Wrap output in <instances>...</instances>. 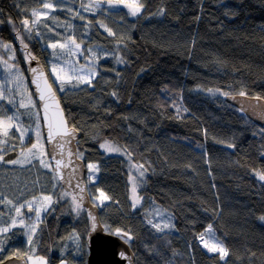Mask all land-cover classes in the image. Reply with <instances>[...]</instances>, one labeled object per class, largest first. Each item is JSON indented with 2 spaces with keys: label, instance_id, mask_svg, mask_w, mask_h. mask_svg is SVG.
I'll use <instances>...</instances> for the list:
<instances>
[{
  "label": "trees",
  "instance_id": "1",
  "mask_svg": "<svg viewBox=\"0 0 264 264\" xmlns=\"http://www.w3.org/2000/svg\"><path fill=\"white\" fill-rule=\"evenodd\" d=\"M140 1L127 35L96 27L87 40L113 51L97 65L93 87L60 93L49 50L33 35L25 45L26 57L44 63L69 123L81 132L79 155L99 163L91 188L108 198L99 206L102 222L128 233L135 264H264V181L256 176L264 173V127L224 99L230 92L264 98V0ZM22 2L0 0V39L15 40L12 25L30 17ZM16 54L25 67L26 57ZM104 139L126 148L147 172L135 208L124 159L104 154ZM155 205L170 220L150 219ZM74 216L54 218L59 227L50 218L33 253L48 259L56 251L52 264H86L88 218ZM69 221L81 231L77 253L67 250L69 240L64 244ZM202 235L228 255L221 260L209 251Z\"/></svg>",
  "mask_w": 264,
  "mask_h": 264
},
{
  "label": "rangeland",
  "instance_id": "2",
  "mask_svg": "<svg viewBox=\"0 0 264 264\" xmlns=\"http://www.w3.org/2000/svg\"><path fill=\"white\" fill-rule=\"evenodd\" d=\"M140 2L109 0L103 7L91 4L90 0H24L19 4L20 8L26 4L30 5L26 10L23 8V12L26 11L30 17L25 16L21 20H28V25H12L15 40L8 42L0 39V122L10 125L9 134L5 136L3 124H0V155L4 156L12 150L19 152L13 159L0 161V194L5 199V202L0 204V229H9L7 233L0 231V258L9 253L19 254L26 249L29 250L26 256L29 264H40L42 256L33 253V245L48 228L49 219L59 227L60 223H56L55 219L63 217L64 212L74 214L77 219L87 215L74 196L65 191L58 182L48 158L38 104L29 86L26 69L18 60L16 52L22 56L21 59H25L28 55L25 48L28 36H36L43 43V48L49 50L48 68L60 93L85 86L93 87L98 75L97 65L101 60L110 57L113 51L99 43L85 45L87 40L93 36L96 27L108 34H115L119 28L121 34L127 35L126 28L130 25L128 18L137 16L131 15L128 5H141ZM45 3L51 7L44 8ZM34 10L37 12L35 16L32 14ZM76 45H79V48ZM34 144L38 145L35 149L32 147ZM102 145L105 147H101ZM100 147L104 154H117L124 159L129 200L132 207L133 204H141L143 197L140 190L147 185L146 170L117 142L104 139L100 142ZM11 160H20L21 163L12 164L9 162ZM89 165L93 167L90 168ZM86 167L89 193L93 201L101 207L106 200L101 199L103 191L97 190L96 193L91 188L99 178V163L86 162ZM262 175L263 172H256L258 179L264 181L261 179ZM44 197L49 199L45 200ZM8 200L12 203L8 204ZM137 200L139 203H136ZM29 204L34 211L32 219L27 217ZM18 207L21 214L16 212ZM36 209H39V217L36 215ZM154 218L160 222L170 220L168 212L158 205L150 212V219ZM157 224L161 227L156 221L155 225ZM69 225H74V222H67L66 231H70L64 238V244L69 240L67 250L77 253L81 231L72 226L69 228ZM198 240L205 246L203 235ZM61 249L59 254H66L65 249ZM55 254L56 251H53L52 259ZM51 258L43 257L45 264H52ZM56 264L73 263L61 259Z\"/></svg>",
  "mask_w": 264,
  "mask_h": 264
},
{
  "label": "water",
  "instance_id": "3",
  "mask_svg": "<svg viewBox=\"0 0 264 264\" xmlns=\"http://www.w3.org/2000/svg\"><path fill=\"white\" fill-rule=\"evenodd\" d=\"M95 5H104V0H93ZM25 67L29 86L38 102V108L43 125L44 138L48 151V158L57 176L61 187L70 192L78 204L85 208L88 216V233L86 244L88 255L86 264H135L136 256L133 248L125 243L120 237L112 235L102 222L100 207L93 201L86 183V162L79 155L78 140L81 132L67 119L60 97L49 77L48 71L41 59L26 57ZM35 69V72H33ZM39 85V88H38ZM40 90H44L45 100L40 98ZM227 102L239 108L246 116L255 123L264 127V98L260 96L244 95L240 93H228L225 96ZM49 105L47 115L53 117L59 112L63 117L64 126L58 134L48 138V121L45 119L44 104ZM18 156L17 150L5 154L4 160ZM54 157V158H53ZM59 162V163H57ZM34 211L27 209L28 219H32ZM95 225V227H93ZM123 251L128 259H121L118 253ZM0 264H29L25 256L11 255Z\"/></svg>",
  "mask_w": 264,
  "mask_h": 264
},
{
  "label": "snow or ice",
  "instance_id": "4",
  "mask_svg": "<svg viewBox=\"0 0 264 264\" xmlns=\"http://www.w3.org/2000/svg\"><path fill=\"white\" fill-rule=\"evenodd\" d=\"M49 7H51V5H49L47 3L44 4V8H49ZM128 7L131 10V15L135 16V15H138V14L141 13V8L143 6L142 5H137V4H130V5H128ZM32 14L35 16V15H37V12L34 10ZM159 14H164V10L161 9ZM22 23L25 26H27L28 25V20H24ZM53 47H55V45H53ZM76 47L79 48V45H76ZM33 72H35V69H33ZM38 88H39V85H38ZM240 95L244 96V95H246V93L241 92ZM40 98H41V100H45L46 99L45 98V94H44V90H40ZM44 109H45V113H46L45 119L48 121V138L51 139L54 134H58L60 129L63 128L64 121H63V117L61 116V114L59 112H56L53 115V117H51V118L48 117L47 112H48V109H49V105L47 103L44 104ZM10 119L11 118H9V120ZM0 124H3V133H4V135L8 136V134H9L8 129H9L10 125L4 124L3 122H0ZM32 147L35 149V148L38 147V145L34 144ZM101 147H105V145H102ZM3 159H4V157L2 155H0V161H2ZM9 162L12 163V164L21 163L20 160H11ZM41 163H43V161H41ZM57 163H59V162H57ZM45 166L47 167V165H45ZM89 167L91 168L93 166L89 165ZM141 175H143V172H141ZM261 179H264V175L261 176ZM44 199L48 200L49 198L48 197H44ZM101 199H108V198L106 196H104L103 193H101ZM4 202H5V199L3 198L2 194H0V204H2ZM7 203L11 204L12 201L8 200ZM136 203H139V201L137 200ZM135 206L136 205L133 204V208H135ZM21 207H24V205H21ZM28 207H29V209H31V205L30 204L28 205ZM16 212H17V214H21L19 207L16 208ZM36 215H37V217H39V215H40L39 209H36ZM260 219L262 221H264V217H261ZM14 223H15V220L13 219V224ZM149 223H151V221H149ZM153 226L155 228H157V229L160 228V226L158 224L157 225H153ZM93 227H95V225ZM165 227H167V225H165ZM211 230H212L211 229V225H209V232H211ZM0 231L7 233L9 231V229L8 228H3V229H0ZM111 234L120 237L125 243H128L131 240V237L128 235V233L127 232H123L122 229H116ZM205 247L208 248V250L211 251V252H214V253L218 252L220 257H221V260H223L228 255V252L226 251V249L223 248L222 246L218 245V244H213L211 246H209L208 244H205ZM118 256L121 259H125V260L128 259V256L123 251H120L118 253ZM40 264H45L43 257H40Z\"/></svg>",
  "mask_w": 264,
  "mask_h": 264
},
{
  "label": "clouds",
  "instance_id": "5",
  "mask_svg": "<svg viewBox=\"0 0 264 264\" xmlns=\"http://www.w3.org/2000/svg\"><path fill=\"white\" fill-rule=\"evenodd\" d=\"M93 1V0H92ZM92 1H91V4H93L92 3ZM93 5H95V4H93ZM107 4H105V5H96V6H106ZM50 77V76H49ZM28 80V79H27ZM54 85V84H53ZM230 93H232V92H230ZM228 94V93H227ZM227 94H225V96L227 95ZM225 96H224V99H225ZM225 101H226V99H225ZM227 102V101H226ZM227 103H229V102H227ZM229 104H231V103H229ZM233 105V104H232ZM239 109V108H238ZM240 110V109H239ZM241 111V110H240ZM242 112V111H241ZM18 154H19V152H18ZM51 163V162H50ZM53 168V167H52ZM57 177V176H56ZM28 209V208H27ZM85 209V208H84ZM33 210V209H32ZM26 212H27V210H26ZM13 255H15V254H13ZM18 255V254H17Z\"/></svg>",
  "mask_w": 264,
  "mask_h": 264
},
{
  "label": "flooded vegetation",
  "instance_id": "6",
  "mask_svg": "<svg viewBox=\"0 0 264 264\" xmlns=\"http://www.w3.org/2000/svg\"><path fill=\"white\" fill-rule=\"evenodd\" d=\"M5 256H7V255H6V254H5V255H3V257H2V258H0V260H2V259L4 260ZM28 262H29V261H28Z\"/></svg>",
  "mask_w": 264,
  "mask_h": 264
},
{
  "label": "bare ground",
  "instance_id": "7",
  "mask_svg": "<svg viewBox=\"0 0 264 264\" xmlns=\"http://www.w3.org/2000/svg\"><path fill=\"white\" fill-rule=\"evenodd\" d=\"M86 214H87V212H86ZM87 218H88V216H87ZM87 245V244H86ZM5 259V258H4ZM3 260V259H2Z\"/></svg>",
  "mask_w": 264,
  "mask_h": 264
}]
</instances>
